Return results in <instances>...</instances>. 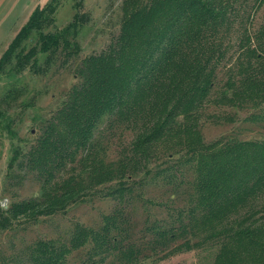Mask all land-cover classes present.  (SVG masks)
Wrapping results in <instances>:
<instances>
[{
  "label": "trees",
  "instance_id": "obj_1",
  "mask_svg": "<svg viewBox=\"0 0 264 264\" xmlns=\"http://www.w3.org/2000/svg\"><path fill=\"white\" fill-rule=\"evenodd\" d=\"M59 3L49 0L31 11L3 51L0 71L13 74L28 65L44 73L55 52L65 58L78 53L65 33H75L79 13L60 32L44 31ZM263 5L264 0H122L109 43L79 59L78 82L15 163L24 162L39 192L0 206V231L64 212L88 195L109 199L112 206L97 226L74 221L63 236L36 237L17 254L0 251V264H137L165 249H188L190 236L216 243L212 264H264V139L206 141L199 127L201 119L232 122L244 108L246 120L264 121V14L255 19ZM227 108L237 109L219 111ZM99 126L130 133L115 162L105 160ZM176 153L184 159L147 169ZM185 166L191 174L187 207L163 225H145L149 238L132 240V178L150 174L172 189L182 183ZM136 183L143 187L142 180ZM166 213L171 216L169 208ZM77 250L83 253L78 263L70 259Z\"/></svg>",
  "mask_w": 264,
  "mask_h": 264
},
{
  "label": "rangeland",
  "instance_id": "obj_2",
  "mask_svg": "<svg viewBox=\"0 0 264 264\" xmlns=\"http://www.w3.org/2000/svg\"><path fill=\"white\" fill-rule=\"evenodd\" d=\"M48 1L0 0V57L31 11ZM75 2H79L78 8ZM121 2L122 0H60L52 21L46 24L44 31L60 32L73 19L74 14L79 13L82 17L77 22L75 33H65L70 42L78 45V53L65 58L62 51L55 52L44 73L29 70L28 65L17 67L13 74L6 68L0 71V206L6 207L11 201L39 192V182L24 162L18 167L15 163L21 159L20 154L32 144L40 125L57 107L63 94L78 82L75 66L79 59L88 53L99 51L109 43L112 34L118 29ZM263 14L264 5L255 15L256 21L261 19ZM38 63L41 65V58L37 60ZM236 109L219 111L234 114ZM219 111H216L217 114ZM248 112L249 109H238L232 122L201 119L199 127L204 140L219 136L263 140L264 121L246 120ZM97 136L100 137L101 146L104 148L105 160L115 162L122 147L127 144L130 133L121 126H99ZM167 158L163 156L151 161L147 169L152 171L169 159L178 161L184 159V156L182 153H176ZM180 162L182 161L178 163ZM145 174L139 173L132 178L136 187L135 198L129 207V234L136 242L145 240V237L149 238L145 225L154 227L174 219L180 208L187 207L191 193V174L186 166L183 168L182 183L172 189L158 180H152L150 174ZM139 180L143 181V189L136 183ZM259 202L262 204L264 201ZM112 203L109 199L88 195L71 203L64 212L39 217L36 222L14 223L10 229L0 231V251L7 255H12L13 252L17 254L28 241L36 237L63 236L74 221L87 226H97L100 215L108 212ZM167 208L170 209V217L166 213ZM146 218L148 220L145 223ZM189 238L188 249L181 248L172 252L165 249L164 252L150 254L137 264H212L216 243L202 241L195 236ZM82 258L83 253L79 250L70 256L71 261L77 263Z\"/></svg>",
  "mask_w": 264,
  "mask_h": 264
}]
</instances>
